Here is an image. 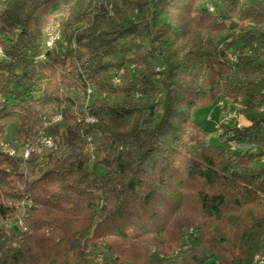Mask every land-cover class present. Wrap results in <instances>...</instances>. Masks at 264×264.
Listing matches in <instances>:
<instances>
[{
  "label": "trees",
  "instance_id": "1",
  "mask_svg": "<svg viewBox=\"0 0 264 264\" xmlns=\"http://www.w3.org/2000/svg\"><path fill=\"white\" fill-rule=\"evenodd\" d=\"M0 48V264H254L264 0H0ZM220 100L243 125L213 145ZM58 115L54 149L5 151Z\"/></svg>",
  "mask_w": 264,
  "mask_h": 264
},
{
  "label": "rangeland",
  "instance_id": "2",
  "mask_svg": "<svg viewBox=\"0 0 264 264\" xmlns=\"http://www.w3.org/2000/svg\"><path fill=\"white\" fill-rule=\"evenodd\" d=\"M53 33H59L61 36H63L62 30L60 28H55L49 35L48 43H49L50 37L52 36ZM55 44L53 45V47L55 46ZM53 47H49V48H53ZM2 54H3L2 48H0V56H2ZM115 82L117 83L119 81L115 80ZM240 109H241L240 105H226L225 102L220 100L217 103H215L210 109L198 111L195 114V119H196V121H198L202 125H204L207 129L212 130V132L210 134V142L213 145H217L219 143L218 135L220 133H218L217 131L213 130V129H215V125L219 121H221L223 118L231 116L233 113H236V115H237V124L243 125L242 116L239 115L238 112H237ZM220 112H222L221 116L219 114ZM217 115L220 116V117H218ZM53 119H54V117L51 118V119L45 120V122H44V124L42 126V131H44L45 133H48V130H49L50 126H51V123H55V122H53ZM62 121H59L57 123H60ZM222 123H224V122H221L220 125H222ZM225 123L228 124V122H225ZM48 136L52 137L51 135H48ZM4 139H5V142L3 141V143L5 144V146H8V147L16 149V150L20 148V145L18 143V136H17V133H16V123L15 122L10 123L6 127V134H5V138ZM18 152H21V149ZM20 209H23V208H20ZM20 209H19L18 214L16 216V220L13 222V225L16 222H20L19 220H20V217H21V215L23 213V211L20 210Z\"/></svg>",
  "mask_w": 264,
  "mask_h": 264
},
{
  "label": "built area",
  "instance_id": "3",
  "mask_svg": "<svg viewBox=\"0 0 264 264\" xmlns=\"http://www.w3.org/2000/svg\"><path fill=\"white\" fill-rule=\"evenodd\" d=\"M57 33H53L52 36L50 37V41L48 43V45H50V47H53V45L57 42ZM117 81V80H116ZM61 118H57V116L54 117L53 122L55 121H60ZM232 120H236L237 123V115L236 113H233L231 116L225 117L223 118L221 121H219L216 125H215V130L218 133H221L220 131V123L221 122H228V124H230L232 122ZM238 127H240V124H237ZM55 148V145H53V138L48 136L44 131H41L38 135L37 141L36 142H32L31 144H29V150L25 151L26 155H27V160L30 159L32 156H34V152H41L42 155L48 151H51L52 149ZM236 148V144L235 143H230V149H234ZM8 149L11 152V148L8 147ZM14 156H15V152H11ZM27 204V203H26ZM19 226L20 229H22L23 231H27V228L24 225L23 219L20 217L19 220ZM260 264H264V248L261 251V261Z\"/></svg>",
  "mask_w": 264,
  "mask_h": 264
},
{
  "label": "bare ground",
  "instance_id": "4",
  "mask_svg": "<svg viewBox=\"0 0 264 264\" xmlns=\"http://www.w3.org/2000/svg\"><path fill=\"white\" fill-rule=\"evenodd\" d=\"M60 38H61V35L59 33H57V40H59ZM48 46L50 47V45H48ZM117 81H119V80H117ZM57 118H61L60 121L63 120L62 116H60V115H58ZM87 121L88 122H94V119L90 118ZM57 122H59V121H55V123H57ZM224 125H227V123L224 122V123H222V125H220V131H222V126H224ZM240 126H242V125H240ZM37 138H38V136L34 139L33 142H36L37 141ZM55 143L56 142L53 139V145H55ZM4 149H5L6 152H8V154L10 156H12V157H19V159L22 158V160L24 159V160L27 161V155H26L25 151H28L29 150V145H26V146L22 147L21 148V152H18L15 149L12 148L11 149V152H15V156L10 152V150L8 149V146H4ZM232 150L234 151V150H236V148H234ZM41 155H42L41 152H34V156H41ZM261 251L255 256V258H254V264H260V261H261Z\"/></svg>",
  "mask_w": 264,
  "mask_h": 264
},
{
  "label": "crops",
  "instance_id": "5",
  "mask_svg": "<svg viewBox=\"0 0 264 264\" xmlns=\"http://www.w3.org/2000/svg\"><path fill=\"white\" fill-rule=\"evenodd\" d=\"M223 112V111H222ZM222 112H220L219 114H220V116H221V114H222ZM218 116V115H217ZM220 116H218V117H220Z\"/></svg>",
  "mask_w": 264,
  "mask_h": 264
}]
</instances>
